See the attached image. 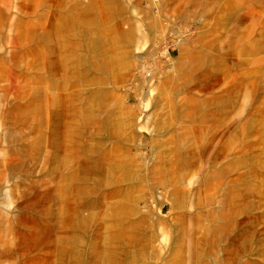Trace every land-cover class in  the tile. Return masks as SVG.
Returning a JSON list of instances; mask_svg holds the SVG:
<instances>
[{
	"label": "rangeland",
	"instance_id": "obj_1",
	"mask_svg": "<svg viewBox=\"0 0 264 264\" xmlns=\"http://www.w3.org/2000/svg\"><path fill=\"white\" fill-rule=\"evenodd\" d=\"M0 264H264V0H0Z\"/></svg>",
	"mask_w": 264,
	"mask_h": 264
}]
</instances>
